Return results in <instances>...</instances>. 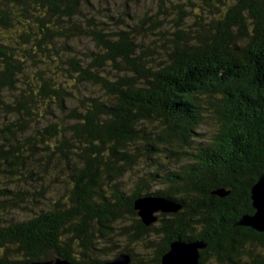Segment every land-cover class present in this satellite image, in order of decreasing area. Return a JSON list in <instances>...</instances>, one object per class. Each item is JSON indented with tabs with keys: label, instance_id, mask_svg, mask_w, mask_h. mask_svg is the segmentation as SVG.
Listing matches in <instances>:
<instances>
[{
	"label": "trees",
	"instance_id": "16d2710c",
	"mask_svg": "<svg viewBox=\"0 0 264 264\" xmlns=\"http://www.w3.org/2000/svg\"><path fill=\"white\" fill-rule=\"evenodd\" d=\"M95 1L0 0V264H145L133 242L147 263L183 242L198 264H264V232L238 225L264 174V0L170 3L172 26L163 1L114 25ZM150 198L178 209L145 226Z\"/></svg>",
	"mask_w": 264,
	"mask_h": 264
},
{
	"label": "rangeland",
	"instance_id": "374dc122",
	"mask_svg": "<svg viewBox=\"0 0 264 264\" xmlns=\"http://www.w3.org/2000/svg\"><path fill=\"white\" fill-rule=\"evenodd\" d=\"M161 1H163L162 3V10L165 14H168V16L166 15V25L167 26H172L171 20H174L177 17L176 12L178 14L179 10L173 9L170 7V3L175 4L176 7H185L187 9V5H188V0H135L133 2H130L129 0H107V1H101V2H97L95 1V5L97 8H101L100 11L103 15H106V18H104L103 20H106L109 24L114 25L112 21H110L108 19V16H117L118 12H125L127 13V16H130L131 14H135L137 13L138 16V20L140 21L142 19V17L148 15V16H154L156 14V12L159 11L158 6L160 5ZM195 2V0H194ZM194 5V4H192ZM186 12V11H185ZM199 14V12H196ZM100 15V14H99ZM126 19V24L129 25L131 24V19L129 18H125ZM195 20V19H194ZM194 20L191 22L190 19H185L183 20V26L185 27H189L193 24ZM175 21V20H174ZM167 22L169 24H167ZM186 29V28H185ZM152 36H150L151 38ZM153 39L155 37H152ZM75 48L77 50H79V52H85L86 54H89L92 50H95L92 46V44H90L88 41L86 40H79L75 43ZM80 90L85 94V95H89V94H100L99 89L97 87H91L89 85H84L81 86ZM77 92H75L76 94ZM206 131V129H202L201 132L204 133ZM143 160V159H142ZM141 159H139V161L136 162V166L134 167V169L128 171L124 177L122 178L121 181L124 182V184L127 187H132L133 185V180L136 177L142 176L143 173L148 172L149 168H148V164H151V162H149L148 160H144L142 161ZM47 202H50L49 199H47ZM23 212V214H25V212L23 210H21L19 213L17 211H15L13 213L14 216H18L21 217L22 215H20V213ZM159 212H156L155 214H158ZM154 214V215H155ZM126 224L123 222V225ZM152 239L155 241L156 245H160L161 240L160 238H155L152 237ZM128 240L124 241V242H120L119 244H121L122 246H127ZM130 248H132V252L135 253L137 252L139 255L143 256V258L147 261L150 262L149 260L151 258L154 257V249L150 246H147V244L144 242H133L131 243V245H129ZM155 247V245H154ZM120 251V249H118ZM110 259H113V257H109ZM145 263V264H153V263Z\"/></svg>",
	"mask_w": 264,
	"mask_h": 264
},
{
	"label": "water",
	"instance_id": "95a60500",
	"mask_svg": "<svg viewBox=\"0 0 264 264\" xmlns=\"http://www.w3.org/2000/svg\"><path fill=\"white\" fill-rule=\"evenodd\" d=\"M251 205L254 210L252 216H245L238 223L239 226L248 227L255 232H264V174L251 188ZM135 211L145 226L156 221L155 213H175L178 206L162 198L142 199L135 203ZM198 244L176 242L170 245V249L161 258V264H198ZM31 264H70L63 260H55ZM105 264H130V258L126 254H120L112 261Z\"/></svg>",
	"mask_w": 264,
	"mask_h": 264
}]
</instances>
